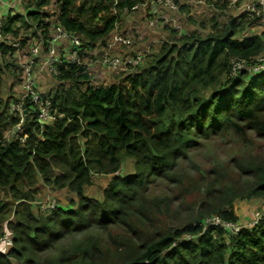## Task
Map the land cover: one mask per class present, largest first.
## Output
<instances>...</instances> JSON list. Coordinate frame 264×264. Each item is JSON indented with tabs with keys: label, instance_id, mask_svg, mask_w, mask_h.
Returning a JSON list of instances; mask_svg holds the SVG:
<instances>
[{
	"label": "trees",
	"instance_id": "obj_1",
	"mask_svg": "<svg viewBox=\"0 0 264 264\" xmlns=\"http://www.w3.org/2000/svg\"><path fill=\"white\" fill-rule=\"evenodd\" d=\"M143 1L21 0L23 14L11 9L2 17L0 59L15 54L5 39L22 31L32 32L20 41L24 48L38 38L48 52L59 26L81 38L82 60L107 47L123 17L137 12L132 9ZM53 2L51 15L46 9ZM175 2L180 5L175 13L197 25L193 8ZM217 16L222 17L198 24L210 30L205 35L199 30L179 34L184 28L171 24V41L110 85H93L86 66L62 57L55 66L57 91L40 94L55 119L41 124L27 98V117L16 138L6 139L5 133L14 131L21 118L10 103L0 102V236L4 196L31 205L41 181L77 195L75 207L59 204L35 215L28 206L20 218L17 213L8 223L12 243H6V253L0 251V264H264V216L236 235L206 224L213 216L239 224L237 203L264 200V70H253L264 64V32L244 36L264 28V16L226 12L224 23ZM233 62L245 69L222 80L232 74ZM226 133L259 150L232 160L228 183L220 182L219 172L212 180L180 173L201 140ZM125 158L134 160L135 174H118ZM94 174L113 175L102 199L87 195ZM158 181L182 189V195L156 198L154 204L149 188ZM185 193L198 194L199 204L172 211L174 204L185 203ZM163 212L172 216V226L160 221ZM121 235L130 242L123 244Z\"/></svg>",
	"mask_w": 264,
	"mask_h": 264
},
{
	"label": "rangeland",
	"instance_id": "obj_2",
	"mask_svg": "<svg viewBox=\"0 0 264 264\" xmlns=\"http://www.w3.org/2000/svg\"><path fill=\"white\" fill-rule=\"evenodd\" d=\"M9 1L13 4L14 13L20 12L24 13L23 8L21 7V0H5ZM118 1V0H115ZM175 1V0H174ZM183 5H187L193 8L192 14L189 11V15L195 17L199 20L197 25L193 26L189 22L186 21L187 15L175 13L179 10L180 5L175 2L178 10H172L169 7L161 6L160 8V17L158 18V24L156 27H149L148 17L146 14L148 12L147 8L141 7V9L137 12H131V14L124 16L122 23L118 26L117 33L127 34L133 37V47L127 48H119L118 54L123 57H130L132 53L141 50L147 49L151 47V55L159 52L160 48L169 43L172 39L170 37V30L173 28L171 24L178 30L183 32H179V34L190 33L195 30H199V32L208 34L210 30L207 28H203L202 26H198L203 20L206 23L210 22L211 18L215 15H221L222 17L227 15H243L241 11V6L244 4L246 0H238L237 2H232V0L226 1H218L213 0L214 2H219L221 5H225V9L215 7L212 1L209 0H179V2ZM150 0H144L143 4L149 5ZM227 2V4H226ZM148 3V4H147ZM191 4V5H190ZM186 6V7H187ZM12 7H9L5 10L4 16H7ZM47 12L52 15L56 11V4H51L47 9ZM245 16V15H243ZM164 19H163V18ZM218 19L221 20V23L227 21V18H222L217 16ZM168 18V21H166ZM166 19V20H165ZM170 23V24H167ZM203 23V22H202ZM264 32V28L258 27L254 30H247L244 33V36H251L255 34H262ZM32 32H30L31 34ZM29 34V35H30ZM29 35L22 31L18 38H8L5 39L9 46L15 47L16 52L12 57H7L4 59H0V102L3 105L7 103L11 104V111H15V116H19V112L17 108H21L25 99H27V90L24 89V82L28 75L35 79V85L37 93L45 95L49 93H55L59 87V82L56 79V74L54 73L51 67L47 66V61L49 57V50L46 52L44 47H42L40 39L34 38L35 40L31 41L33 45L27 46L24 48L20 41ZM3 42V41H2ZM39 48L40 53L37 57L32 55V50L34 48ZM72 44L70 41H65L57 47L58 55L60 59L63 57L69 62L72 60L71 55ZM106 47L104 48H96L92 52H88L87 56L80 60L81 64L86 66L92 76V84L97 85H110L111 83H115L119 81V78L129 74L134 73L138 69L134 70H124L119 71L118 73H113L108 70L103 65V57L105 55ZM31 63V64H30ZM30 66V73H27V67ZM238 72L232 71V74L229 76H223L222 80H226L228 77L237 76ZM68 87V86H67ZM3 110L0 108V113ZM12 113V112H11ZM22 129V128H21ZM19 129V131L21 130ZM14 131L8 132V139L13 138ZM17 134H15L16 138ZM200 146L194 149L191 152V155L187 161H184L180 165V173L184 175H188L190 178H198L204 177L206 180H212L215 178L216 173L219 172L222 177L220 178V182L228 183L230 181L229 175L232 171V160L235 158H242L246 156H250L252 153L257 154L259 150L256 147L251 148L249 143H247L243 138L239 136H235L232 133H226L223 136L215 137L210 141H200ZM262 144L261 142L257 143ZM223 171L226 173V177L223 175ZM136 168L134 165V160L130 158H125L123 162L122 170L118 172V174H122L123 176L129 174H135ZM58 175V173H57ZM113 175L106 174H94L92 177V181L90 186L87 189V195L93 198L102 199L101 191L108 185ZM184 187L188 188L187 181L184 182ZM36 188L39 189L38 193L34 197V201L29 205L26 200H14L11 197L4 196V200L6 201V212H4L5 222L2 224V234L0 238L5 233H13V231L9 228V221L17 219V213L20 215L27 210V207L30 206L35 215H38L40 212V204L46 203L49 199L55 200L59 206H76L77 195L74 192H71L69 188L57 189L53 186H48L41 181ZM149 198H151L152 202L155 204L154 199L156 198H173L175 196L182 195V189L177 188L176 186H172L168 184L166 181H158L153 183L150 186ZM186 195L183 198L184 202H179L173 205L172 211H174L175 206H180L185 204L184 207L188 205H198L200 196L198 194L189 195V193H185ZM177 198V197H176ZM203 200V199H202ZM73 201V203L71 202ZM161 206H165V204H161ZM237 208L241 219L244 222H241L242 225H249L256 217V214L260 213L264 215V200H255L251 202H239L237 203ZM255 208V209H252ZM252 211V212H250ZM242 213V214H241ZM243 214H246L245 218ZM166 212L161 214V222L165 226H172L174 224V220L172 216L167 215ZM240 223V222H239ZM121 242L126 244L130 242L131 237L121 235ZM118 243H121L120 240H117Z\"/></svg>",
	"mask_w": 264,
	"mask_h": 264
},
{
	"label": "built area",
	"instance_id": "obj_3",
	"mask_svg": "<svg viewBox=\"0 0 264 264\" xmlns=\"http://www.w3.org/2000/svg\"><path fill=\"white\" fill-rule=\"evenodd\" d=\"M238 0H232V2H237ZM4 0H0V7L3 4ZM149 5L143 4L135 6L132 10L133 11H139L141 7L147 8L148 12L146 14V17H148V24L149 27H156L158 24V18L160 17V8L161 6L169 7L172 10H178L177 5L175 4L174 0H150ZM148 4V3H147ZM242 14L245 16H248L249 18H255L260 17L263 18L264 16V0H246L244 4L241 6ZM163 18V17H162ZM164 19V18H163ZM166 20V19H165ZM168 21V18L167 20ZM3 26L2 19H0V40H1V29ZM118 27L116 30L111 34V37L108 41L105 55L103 57V65L110 70L111 72H119L124 70H133L143 63L145 58L151 54V47H148L147 49H141L135 51L132 56L130 57H123L119 55L118 49L127 47L131 48L133 47V38L129 35L123 34V33H117ZM70 41L72 44V60L73 63L81 64L80 62V52H82L83 42L79 36H70L67 32H65L61 27L57 26L55 28V31L52 35L50 46H49V57L47 61V66L51 67L55 74H57L56 71V64L61 60L57 47L64 43L65 41ZM40 53L39 48H34L32 50V55L34 57H37ZM264 61V60H262ZM31 64V63H30ZM245 69V64L240 62H233V71H241ZM256 72H259L261 70H264V64H261L259 66L254 67L253 69ZM27 73H30V66L27 67ZM24 89L27 90V98H29L33 104L36 106V109L38 111V118L41 124H46L51 122L55 119L53 115H51L50 112V104L48 102H43L42 97L39 93H37L34 90L36 89L35 85V79L32 78L30 75L27 76L26 81L24 82ZM20 112V116L22 118L23 122V110L20 108H17ZM22 124L20 125L21 128ZM19 127V126H18ZM8 133L5 134V138L7 139ZM25 137L20 139L21 143L25 141ZM58 207V204L55 200L49 199L46 203L40 204V211L46 212V211H52L55 210ZM264 215L263 214H256L255 219L249 224L246 225L248 228H254L258 225L259 221L262 219ZM207 226H214V227H221L224 230L228 231L229 233L236 235L238 234L241 229L243 228L239 224H231L226 223L223 221L219 216H213L206 221ZM11 233H5L0 238V244L2 243H12V237ZM188 240H192L194 237L188 235L186 236Z\"/></svg>",
	"mask_w": 264,
	"mask_h": 264
},
{
	"label": "crops",
	"instance_id": "obj_4",
	"mask_svg": "<svg viewBox=\"0 0 264 264\" xmlns=\"http://www.w3.org/2000/svg\"><path fill=\"white\" fill-rule=\"evenodd\" d=\"M218 1H221V0H218ZM222 1H226V0H222ZM2 7H0L1 8V13H0V19H2V17H4V13H5V10L7 9V8H9V7H12V9L13 10H15L14 8H13V4L11 3V2H9V1H5L4 0V2H3V4L1 5ZM252 209H255V208H252ZM250 212H252V211H250ZM242 214V213H241ZM240 215V214H239ZM245 216H247L246 214H243V217L245 218ZM242 218V217H241ZM240 223L239 224H241L242 225V223L241 222H244L242 219L239 221ZM8 245L6 244V243H2V244H0V251H2V252H4V253H6L7 251H8Z\"/></svg>",
	"mask_w": 264,
	"mask_h": 264
},
{
	"label": "clouds",
	"instance_id": "obj_5",
	"mask_svg": "<svg viewBox=\"0 0 264 264\" xmlns=\"http://www.w3.org/2000/svg\"><path fill=\"white\" fill-rule=\"evenodd\" d=\"M37 89V88H36ZM24 105L22 104V106H21V109L23 110V114H24V112H25V110L27 111V109H26V107L24 106ZM18 112H19V110H17ZM19 116H20V112H19ZM27 117V115H25L24 114V116H23V122H24V119ZM20 118H21V116H20ZM23 122H22V118H21V124L23 125ZM20 124V125H21ZM20 125H18L15 129H17L18 131H17V133L19 132V129H21L22 128V126H21V128H20ZM15 129H14V134H13V136H15V134H17V133H15ZM8 132H6L5 134H7Z\"/></svg>",
	"mask_w": 264,
	"mask_h": 264
},
{
	"label": "water",
	"instance_id": "obj_6",
	"mask_svg": "<svg viewBox=\"0 0 264 264\" xmlns=\"http://www.w3.org/2000/svg\"><path fill=\"white\" fill-rule=\"evenodd\" d=\"M23 107H24V106H23ZM24 114L27 115V111H26V110H25ZM17 131H18V130L15 129V133H17ZM14 137H15V136H13V138H14Z\"/></svg>",
	"mask_w": 264,
	"mask_h": 264
}]
</instances>
